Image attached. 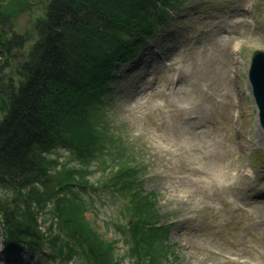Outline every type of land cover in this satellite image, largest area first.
<instances>
[{"label":"rangeland","instance_id":"obj_1","mask_svg":"<svg viewBox=\"0 0 264 264\" xmlns=\"http://www.w3.org/2000/svg\"><path fill=\"white\" fill-rule=\"evenodd\" d=\"M17 1L25 11L14 17V31L28 35L31 45L50 0ZM171 10L149 46L113 73L97 113L106 114L102 146L116 148L109 162L103 152L85 166L63 150L50 158L71 164L76 175L68 196L118 264H133L126 258L129 197L110 182L118 154L132 156L143 195L155 198L172 264H264V205L247 183L257 184L247 174L258 170L264 181V130L247 80L253 51H264V0H175ZM46 199L12 205L10 192L0 191L1 205L29 209L46 232L31 249L24 242L10 252L0 233V264H93L83 246L69 250L74 241L54 228L60 227L55 207ZM51 234L60 240L55 245Z\"/></svg>","mask_w":264,"mask_h":264},{"label":"trees","instance_id":"obj_2","mask_svg":"<svg viewBox=\"0 0 264 264\" xmlns=\"http://www.w3.org/2000/svg\"><path fill=\"white\" fill-rule=\"evenodd\" d=\"M171 1L50 0L36 20L35 40L28 45L30 38L16 34L13 21L25 11L24 3L11 0L4 5L0 0V191L25 199V206L27 198L40 205L47 198L46 203L55 207L58 234L74 241L67 244L69 250L83 246L93 264L118 262L102 247L104 241L92 236L77 200L68 196L76 175L69 162L57 170L50 156L67 150L85 166L103 152L109 162L116 148L102 146L106 114L97 113L106 104L111 75L165 20ZM112 160H123L110 182L115 192L129 197L132 254L141 264H166L162 239L167 229L155 213V198L143 195L132 159L118 154ZM7 210L0 204L7 244L31 238L28 245L34 247L41 239L37 221L29 216L19 223L20 213ZM49 237L52 245L60 241Z\"/></svg>","mask_w":264,"mask_h":264},{"label":"water","instance_id":"obj_3","mask_svg":"<svg viewBox=\"0 0 264 264\" xmlns=\"http://www.w3.org/2000/svg\"><path fill=\"white\" fill-rule=\"evenodd\" d=\"M251 81L254 87L255 95L261 111V117L264 122L263 99L264 96V54L255 53L251 68Z\"/></svg>","mask_w":264,"mask_h":264},{"label":"bare ground","instance_id":"obj_4","mask_svg":"<svg viewBox=\"0 0 264 264\" xmlns=\"http://www.w3.org/2000/svg\"><path fill=\"white\" fill-rule=\"evenodd\" d=\"M262 99H263V103H262V105H263V109H264V96L262 97ZM258 123V122H257Z\"/></svg>","mask_w":264,"mask_h":264}]
</instances>
